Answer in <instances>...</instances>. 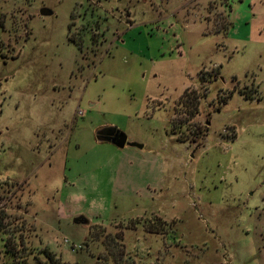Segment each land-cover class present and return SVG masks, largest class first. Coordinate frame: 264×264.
<instances>
[{"label": "rangeland", "instance_id": "374dc122", "mask_svg": "<svg viewBox=\"0 0 264 264\" xmlns=\"http://www.w3.org/2000/svg\"><path fill=\"white\" fill-rule=\"evenodd\" d=\"M0 264H264V0H0Z\"/></svg>", "mask_w": 264, "mask_h": 264}, {"label": "water", "instance_id": "95a60500", "mask_svg": "<svg viewBox=\"0 0 264 264\" xmlns=\"http://www.w3.org/2000/svg\"><path fill=\"white\" fill-rule=\"evenodd\" d=\"M39 13L40 14H49L50 11L48 9L43 8L39 11ZM95 137L98 140L109 142L117 148H121L124 145L133 146L136 148L141 147V144H139V143L126 142L125 135L121 131L116 129L114 126L103 127L102 129H100L97 132ZM71 221H72V223H82V222L84 223L86 220L83 216L77 215V216L73 217L71 219Z\"/></svg>", "mask_w": 264, "mask_h": 264}, {"label": "trees", "instance_id": "16d2710c", "mask_svg": "<svg viewBox=\"0 0 264 264\" xmlns=\"http://www.w3.org/2000/svg\"><path fill=\"white\" fill-rule=\"evenodd\" d=\"M229 26H230V22L227 20V21H225V23H224L223 25H221V27H220L219 30H215V31H213V33H221V34H224L225 31H226V29H227ZM186 97H188V96L185 95V94L183 93L182 98H186ZM188 99H189V97H188ZM192 110H194V108H192ZM7 245H8V244H7ZM6 250L12 252V250H9V249H6Z\"/></svg>", "mask_w": 264, "mask_h": 264}]
</instances>
